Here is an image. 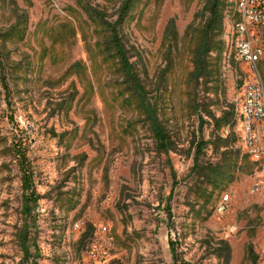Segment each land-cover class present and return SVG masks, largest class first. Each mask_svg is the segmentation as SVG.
I'll use <instances>...</instances> for the list:
<instances>
[{
	"label": "rangeland",
	"instance_id": "rangeland-1",
	"mask_svg": "<svg viewBox=\"0 0 264 264\" xmlns=\"http://www.w3.org/2000/svg\"><path fill=\"white\" fill-rule=\"evenodd\" d=\"M0 0V264H264V158L244 154L235 0ZM264 83V23L255 28ZM35 196L23 209L12 147ZM227 196V200H222ZM90 251L96 255L90 256Z\"/></svg>",
	"mask_w": 264,
	"mask_h": 264
},
{
	"label": "built area",
	"instance_id": "built-area-1",
	"mask_svg": "<svg viewBox=\"0 0 264 264\" xmlns=\"http://www.w3.org/2000/svg\"><path fill=\"white\" fill-rule=\"evenodd\" d=\"M235 8L237 20L232 27L235 58L254 75L237 97L235 116L241 128L244 154L256 161L264 158V83L256 68L261 50L255 38V28L264 23V0H235ZM222 200L226 201L227 196ZM94 255L90 251V256Z\"/></svg>",
	"mask_w": 264,
	"mask_h": 264
},
{
	"label": "trees",
	"instance_id": "trees-1",
	"mask_svg": "<svg viewBox=\"0 0 264 264\" xmlns=\"http://www.w3.org/2000/svg\"><path fill=\"white\" fill-rule=\"evenodd\" d=\"M132 6L131 0H127L122 6L121 10L118 13V18L116 20L117 23L115 25H112L105 20L101 14L95 13V17L101 22V25H106L105 31L108 34V37H106V43L108 46H110L115 55L117 56V59L119 61L120 67L124 72V75L129 78V81L131 82V86L133 90L135 91V94L137 96V102L144 112V114L151 120L152 124V132L156 136L157 140L159 142L163 141V133L160 126H158V123L155 118V114L152 110V107H150L148 104L146 105L144 103L143 98L141 97L142 91L140 87V83L138 81V78L136 75L133 74L131 64L128 62V59L125 55V49L124 45L121 42L120 38L117 34V24H120L123 18L126 16L127 12L130 10V7ZM220 0H206V3L203 6L202 12L204 15H208V24L205 25L201 29V35L198 42V45L195 50V57L196 61L198 62L197 58L201 54V52L204 51V49L200 50V46L206 43L207 40H209V30L211 29L213 21L217 18L218 15H220ZM12 153L14 158L16 159L19 170L21 171V188L22 192L24 194V206L23 209L26 211H29L28 209V200H30L32 197L34 198L35 193L32 185V179H31V171L28 168V162L26 158L25 148L23 146H13L12 147Z\"/></svg>",
	"mask_w": 264,
	"mask_h": 264
}]
</instances>
